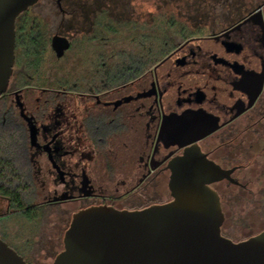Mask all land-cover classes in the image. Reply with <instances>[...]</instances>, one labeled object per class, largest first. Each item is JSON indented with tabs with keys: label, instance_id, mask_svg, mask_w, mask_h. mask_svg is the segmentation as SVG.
<instances>
[{
	"label": "flooded vegetation",
	"instance_id": "1",
	"mask_svg": "<svg viewBox=\"0 0 264 264\" xmlns=\"http://www.w3.org/2000/svg\"><path fill=\"white\" fill-rule=\"evenodd\" d=\"M14 29L0 104L35 195L24 210L0 197V239L26 264H53L83 209L169 202L185 153L230 172L210 185L223 216L221 187L246 189L239 174L264 142V0H38ZM16 213L32 233L62 223L48 254L32 238L10 245L1 222Z\"/></svg>",
	"mask_w": 264,
	"mask_h": 264
},
{
	"label": "water",
	"instance_id": "2",
	"mask_svg": "<svg viewBox=\"0 0 264 264\" xmlns=\"http://www.w3.org/2000/svg\"><path fill=\"white\" fill-rule=\"evenodd\" d=\"M37 1L0 0V97L14 63L15 19ZM170 168L169 202L77 212L53 264H264V230L239 242L220 234L224 216L210 185L230 180V172L199 153H185ZM0 264L26 263L0 239Z\"/></svg>",
	"mask_w": 264,
	"mask_h": 264
},
{
	"label": "rangeland",
	"instance_id": "3",
	"mask_svg": "<svg viewBox=\"0 0 264 264\" xmlns=\"http://www.w3.org/2000/svg\"><path fill=\"white\" fill-rule=\"evenodd\" d=\"M253 160L254 163L243 174H239L240 181L245 184L246 189L226 188L225 185H223L225 188L220 189L224 195L223 233L234 241L244 240L264 230V142L255 144ZM1 226L4 229H13L5 238L16 248L19 244H25L23 240L29 239L26 243L30 244V238L34 239L33 254L40 258L51 251L50 245H53V242H59L63 225L60 222L55 224L50 220L44 221L38 232L32 233L33 224L22 214L16 213L2 220ZM17 238L23 243H18ZM48 240L50 245L47 244V247L44 242Z\"/></svg>",
	"mask_w": 264,
	"mask_h": 264
},
{
	"label": "trees",
	"instance_id": "4",
	"mask_svg": "<svg viewBox=\"0 0 264 264\" xmlns=\"http://www.w3.org/2000/svg\"><path fill=\"white\" fill-rule=\"evenodd\" d=\"M23 150L21 131L10 122L0 104V197L17 210L29 208L35 195Z\"/></svg>",
	"mask_w": 264,
	"mask_h": 264
}]
</instances>
